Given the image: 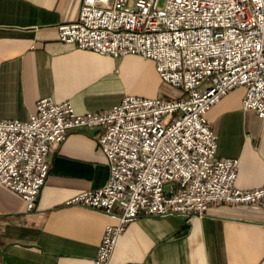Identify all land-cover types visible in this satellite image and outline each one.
Returning <instances> with one entry per match:
<instances>
[{
    "label": "built area",
    "instance_id": "built-area-1",
    "mask_svg": "<svg viewBox=\"0 0 264 264\" xmlns=\"http://www.w3.org/2000/svg\"><path fill=\"white\" fill-rule=\"evenodd\" d=\"M57 30L60 41L81 49L151 59L178 91L125 94L107 109L86 112L69 99L42 96L27 119L0 118V182L28 210L37 206L51 149L83 127L98 130L109 176L67 202L115 219L93 264H109L118 234L140 215H203L213 203L264 210V181L235 184L239 160L217 154L218 135L206 115L243 86V108L264 117V0H81L77 19Z\"/></svg>",
    "mask_w": 264,
    "mask_h": 264
},
{
    "label": "crops",
    "instance_id": "crops-1",
    "mask_svg": "<svg viewBox=\"0 0 264 264\" xmlns=\"http://www.w3.org/2000/svg\"><path fill=\"white\" fill-rule=\"evenodd\" d=\"M80 5L0 0V118L27 119L42 96L69 99L86 112L107 109L125 94L167 92L151 59L60 41L57 25L76 20ZM243 93L234 87L206 115L218 135L217 154L239 160L235 184L254 188L264 181V117L243 108ZM97 133L68 130L51 149L35 209L0 182V264H93L104 228L115 219L67 200L108 179ZM109 264H264V210L213 203L203 215H140L118 234Z\"/></svg>",
    "mask_w": 264,
    "mask_h": 264
},
{
    "label": "rangeland",
    "instance_id": "rangeland-1",
    "mask_svg": "<svg viewBox=\"0 0 264 264\" xmlns=\"http://www.w3.org/2000/svg\"><path fill=\"white\" fill-rule=\"evenodd\" d=\"M160 4H162V1H160ZM163 87L166 88L167 92H165L164 94H167V95L168 94L171 95V94L175 93L176 91H178V89L176 87H174L168 83H164Z\"/></svg>",
    "mask_w": 264,
    "mask_h": 264
}]
</instances>
